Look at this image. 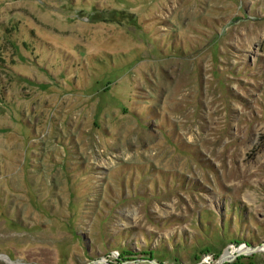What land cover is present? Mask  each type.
<instances>
[{"label":"rangeland","instance_id":"rangeland-1","mask_svg":"<svg viewBox=\"0 0 264 264\" xmlns=\"http://www.w3.org/2000/svg\"><path fill=\"white\" fill-rule=\"evenodd\" d=\"M0 264H264V0H0Z\"/></svg>","mask_w":264,"mask_h":264},{"label":"water","instance_id":"water-1","mask_svg":"<svg viewBox=\"0 0 264 264\" xmlns=\"http://www.w3.org/2000/svg\"><path fill=\"white\" fill-rule=\"evenodd\" d=\"M261 248V247H260ZM260 248H257L255 251H259L260 250ZM220 262H224V261H226V260H222V258H220V260H219Z\"/></svg>","mask_w":264,"mask_h":264}]
</instances>
